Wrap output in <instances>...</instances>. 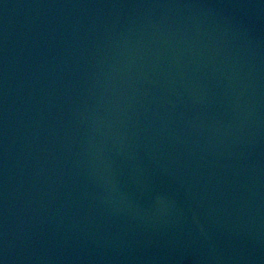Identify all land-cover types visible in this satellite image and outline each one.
<instances>
[{
    "label": "water",
    "instance_id": "obj_1",
    "mask_svg": "<svg viewBox=\"0 0 264 264\" xmlns=\"http://www.w3.org/2000/svg\"><path fill=\"white\" fill-rule=\"evenodd\" d=\"M0 264H264V0H0Z\"/></svg>",
    "mask_w": 264,
    "mask_h": 264
}]
</instances>
